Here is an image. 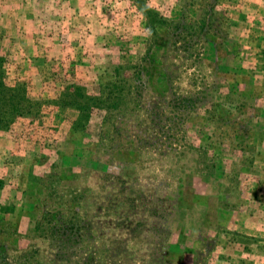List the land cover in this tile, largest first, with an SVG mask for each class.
Here are the masks:
<instances>
[{"label":"rangeland","instance_id":"1","mask_svg":"<svg viewBox=\"0 0 264 264\" xmlns=\"http://www.w3.org/2000/svg\"><path fill=\"white\" fill-rule=\"evenodd\" d=\"M0 264H264V0H0Z\"/></svg>","mask_w":264,"mask_h":264},{"label":"trees","instance_id":"2","mask_svg":"<svg viewBox=\"0 0 264 264\" xmlns=\"http://www.w3.org/2000/svg\"><path fill=\"white\" fill-rule=\"evenodd\" d=\"M122 82V81H121ZM116 84L115 83H109L107 86H105L103 88V90L101 91V95L99 97H90L89 100H93V101H99L101 104H108L107 106H113L111 105L113 99L115 98L114 96H112V88L115 87ZM82 109V107H80ZM200 149V148H199ZM214 167V163L212 162H208L207 160L204 159V168L206 170H211V168ZM207 171V172H208ZM75 198V196L73 197ZM60 212L58 210H56L55 212H47L46 216H47V224H43L42 222H37L34 225V230H40L42 229L43 231H48L49 234H51V238L52 240H54V236H56V234L60 231V233L58 234V236L60 237L61 234H64L63 239H72L74 237L75 231L77 232V237H78V241H82L84 242V238L89 236H92V229L90 228L89 224L86 223L88 222L87 219H78V217H64V216H59ZM56 218L57 223H53V219ZM124 222L126 223V221L128 220L126 216H121L120 217ZM75 219H77L75 221ZM54 226H53V225ZM114 246H111L110 249L112 250ZM113 251V250H112ZM15 252H18L17 250H15ZM33 252L36 251H24L22 250L20 255L17 253L16 257L19 256H24L27 258V262L30 260V255H32ZM110 252V250H109ZM112 258V256H111Z\"/></svg>","mask_w":264,"mask_h":264}]
</instances>
